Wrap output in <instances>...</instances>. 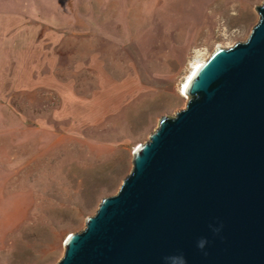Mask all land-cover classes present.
I'll return each instance as SVG.
<instances>
[{"label":"rangeland","instance_id":"1","mask_svg":"<svg viewBox=\"0 0 264 264\" xmlns=\"http://www.w3.org/2000/svg\"><path fill=\"white\" fill-rule=\"evenodd\" d=\"M87 2L21 4L4 32L0 264L57 263L135 147L186 107L193 63L245 41L264 0Z\"/></svg>","mask_w":264,"mask_h":264},{"label":"water","instance_id":"2","mask_svg":"<svg viewBox=\"0 0 264 264\" xmlns=\"http://www.w3.org/2000/svg\"><path fill=\"white\" fill-rule=\"evenodd\" d=\"M256 9L249 37L197 68L186 107L160 118L55 264H264V2Z\"/></svg>","mask_w":264,"mask_h":264},{"label":"crops","instance_id":"3","mask_svg":"<svg viewBox=\"0 0 264 264\" xmlns=\"http://www.w3.org/2000/svg\"><path fill=\"white\" fill-rule=\"evenodd\" d=\"M78 3L87 4L92 0H77ZM113 2L114 0H104ZM122 1V0H118ZM75 0H0V57L8 56L6 46L2 43L6 38L4 32L7 31L11 24L12 9L15 11L21 8V4H74ZM18 9V10H19ZM16 13V12H14ZM20 23V21H18Z\"/></svg>","mask_w":264,"mask_h":264},{"label":"clouds","instance_id":"4","mask_svg":"<svg viewBox=\"0 0 264 264\" xmlns=\"http://www.w3.org/2000/svg\"><path fill=\"white\" fill-rule=\"evenodd\" d=\"M223 228V224L221 223L219 226L212 227V231L214 234H219ZM208 240L207 238H200L197 241V247L201 250L205 249V246L207 245ZM207 254V253H205ZM177 259V256H170L166 258V264H174V261ZM180 264H186V261H184L182 254L179 256Z\"/></svg>","mask_w":264,"mask_h":264},{"label":"bare ground","instance_id":"5","mask_svg":"<svg viewBox=\"0 0 264 264\" xmlns=\"http://www.w3.org/2000/svg\"><path fill=\"white\" fill-rule=\"evenodd\" d=\"M199 59V58H198ZM206 59L202 58L201 60H197L195 63H193L192 69L190 73L187 75L185 81L183 82V85L181 86V94L188 98V84L190 79L192 78L194 72L197 70V68L205 61ZM139 145V144H138ZM137 147V146H136ZM135 147V148H136Z\"/></svg>","mask_w":264,"mask_h":264}]
</instances>
